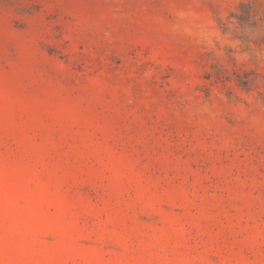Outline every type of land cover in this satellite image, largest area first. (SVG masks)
<instances>
[{"label": "rangeland", "instance_id": "obj_1", "mask_svg": "<svg viewBox=\"0 0 264 264\" xmlns=\"http://www.w3.org/2000/svg\"><path fill=\"white\" fill-rule=\"evenodd\" d=\"M0 264H264V0H0Z\"/></svg>", "mask_w": 264, "mask_h": 264}]
</instances>
